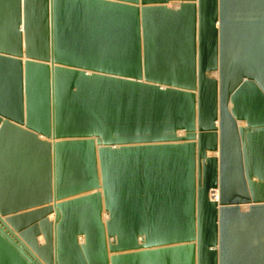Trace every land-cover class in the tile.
Returning a JSON list of instances; mask_svg holds the SVG:
<instances>
[{"label":"water","instance_id":"1","mask_svg":"<svg viewBox=\"0 0 264 264\" xmlns=\"http://www.w3.org/2000/svg\"><path fill=\"white\" fill-rule=\"evenodd\" d=\"M0 264H264V0H0Z\"/></svg>","mask_w":264,"mask_h":264},{"label":"crops","instance_id":"2","mask_svg":"<svg viewBox=\"0 0 264 264\" xmlns=\"http://www.w3.org/2000/svg\"><path fill=\"white\" fill-rule=\"evenodd\" d=\"M50 218H53V215H51Z\"/></svg>","mask_w":264,"mask_h":264},{"label":"built area","instance_id":"3","mask_svg":"<svg viewBox=\"0 0 264 264\" xmlns=\"http://www.w3.org/2000/svg\"><path fill=\"white\" fill-rule=\"evenodd\" d=\"M217 196V195H216Z\"/></svg>","mask_w":264,"mask_h":264}]
</instances>
